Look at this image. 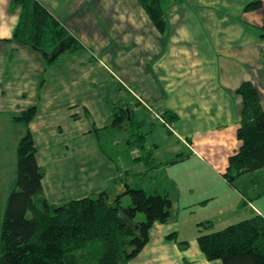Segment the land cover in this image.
Here are the masks:
<instances>
[{"label":"crops","instance_id":"1","mask_svg":"<svg viewBox=\"0 0 264 264\" xmlns=\"http://www.w3.org/2000/svg\"><path fill=\"white\" fill-rule=\"evenodd\" d=\"M37 1L80 46L47 62L14 38L21 6L0 0V217L30 129L51 204L117 193L127 181L176 191L173 217L151 226L127 264H222L203 253L199 236L264 217V167L231 183L224 176L242 147V82L258 88L264 109V8L246 11L253 0H162L160 29L140 0ZM118 102L144 134L149 163L134 146L117 161L104 152L101 136ZM32 105L29 124L16 119ZM149 106L173 115L171 126Z\"/></svg>","mask_w":264,"mask_h":264},{"label":"trees","instance_id":"2","mask_svg":"<svg viewBox=\"0 0 264 264\" xmlns=\"http://www.w3.org/2000/svg\"><path fill=\"white\" fill-rule=\"evenodd\" d=\"M12 1L21 6L14 38L40 50L47 62L80 46L37 0ZM140 2L164 29L162 0ZM259 7L264 8V2L253 0L245 10ZM261 28L264 36V24ZM237 93L243 99L237 130L242 147L229 157L224 176L230 183L244 172L264 167V109L259 90L252 81H244ZM112 105L111 119L104 127L107 132L101 136L104 152L117 161L121 156L116 155L120 152L114 138L130 128L123 139L124 158L134 146L141 150L139 159L149 163L144 134L139 132L130 107L125 102ZM36 112L32 105L16 119L29 124ZM162 113L169 121L174 117ZM26 132L18 143L16 188L8 197L3 218L0 264H127L149 241L151 226L173 217L176 191H148L128 181L117 193L104 189L67 203L51 204L42 187L44 167L38 164L33 134L30 129ZM126 195L130 198L127 204L123 201ZM139 212L145 218L137 221ZM200 224L209 226L210 221ZM199 242L208 259L219 258L222 264H264V217L256 214L221 231L202 234Z\"/></svg>","mask_w":264,"mask_h":264},{"label":"rangeland","instance_id":"3","mask_svg":"<svg viewBox=\"0 0 264 264\" xmlns=\"http://www.w3.org/2000/svg\"><path fill=\"white\" fill-rule=\"evenodd\" d=\"M163 112V111H162ZM162 116H163V119H164V123L166 124V125H169V126H171V123L166 119V117L163 115V113L161 114ZM157 118V117H156ZM157 119H160L159 117L157 118ZM161 120V119H160ZM129 129L130 128H128V129H126L125 130V133H129L130 131H129ZM127 133V134H128ZM117 139H118V137H117ZM124 140H121V141H118L116 144H118V148H117V150L119 149V152L120 153H117L116 155L118 156H122V157H124V155H125V146L123 145L124 144V142H123ZM113 146V148L115 147V145L113 144L112 145ZM129 199V198H128ZM124 203L125 204H127V202L126 201H124ZM3 218H4V216L2 215V217H0V236H1V230H2V224H3ZM145 218V214L143 213V212H139V214H138V216H137V218H136V220L137 221H139V220H142V219H144Z\"/></svg>","mask_w":264,"mask_h":264},{"label":"built area","instance_id":"4","mask_svg":"<svg viewBox=\"0 0 264 264\" xmlns=\"http://www.w3.org/2000/svg\"><path fill=\"white\" fill-rule=\"evenodd\" d=\"M149 109L151 111V113L155 116V117H159L162 121H164L163 119V116L161 115L162 114V111L161 110H157L155 107H152V106H149ZM169 126V125H167ZM170 127V126H169Z\"/></svg>","mask_w":264,"mask_h":264}]
</instances>
